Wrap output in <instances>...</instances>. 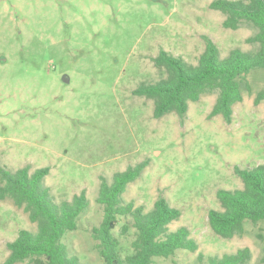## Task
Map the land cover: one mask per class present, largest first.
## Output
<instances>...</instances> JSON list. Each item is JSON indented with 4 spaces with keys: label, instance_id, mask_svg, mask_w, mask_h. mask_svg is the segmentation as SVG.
Here are the masks:
<instances>
[{
    "label": "rangeland",
    "instance_id": "rangeland-1",
    "mask_svg": "<svg viewBox=\"0 0 264 264\" xmlns=\"http://www.w3.org/2000/svg\"><path fill=\"white\" fill-rule=\"evenodd\" d=\"M214 0H0V165L29 173L48 168L44 184L55 202L82 191L89 201L78 228L63 240L84 264H103L91 229L102 220L96 204L100 177L147 161L123 194L144 212L162 197L180 211L169 225L185 227L198 245L153 264H208L207 257L248 248L247 264H264V221L244 224L241 237L222 239L209 228L219 210L216 192L241 189L234 169L264 166V70L247 76L251 92L233 107L232 121L208 119L216 94L188 104L184 124L174 114L153 116V102L132 95L142 82L164 77L152 59L165 51L195 65L204 37L220 57L233 49L252 51L249 24L225 29V17L209 8ZM114 235L130 252L131 230ZM21 230L35 231L22 209L0 200V264L7 244ZM202 255L203 259H199ZM25 264V263H22Z\"/></svg>",
    "mask_w": 264,
    "mask_h": 264
},
{
    "label": "trees",
    "instance_id": "trees-1",
    "mask_svg": "<svg viewBox=\"0 0 264 264\" xmlns=\"http://www.w3.org/2000/svg\"><path fill=\"white\" fill-rule=\"evenodd\" d=\"M209 8L225 17L222 23L225 29L251 25L256 33L247 43L256 48L248 52L233 49L221 58L214 43L204 37L205 49L195 65L161 50L152 62L164 77L154 83L142 82L132 91V95L153 102V116L157 119L174 113L183 125L188 104L214 93L216 99L207 118L221 116L230 124L233 107L241 101L242 91L251 92L247 76L254 70H264V0H214ZM262 101L264 87L255 94L253 102L257 106ZM147 166L148 162L143 161L113 174L110 181L99 178L95 201L101 207L102 220L91 229V237L103 264H153L155 258L169 259L177 251L194 253L198 249L187 228L169 230V225L179 219L180 211L170 207L164 198L159 197L148 212L123 201L128 185L139 179ZM48 173V168L29 173L26 167L11 172L0 165V200H10L35 225V231L21 230L7 244L9 254L3 264H84L69 254L63 240L77 230L78 220L88 209L89 201L82 191L70 201L55 202L44 184ZM234 173L242 188L218 190L216 200L220 209L208 213L210 230L222 239L243 236L246 222L257 225L264 221V166L236 167ZM120 218L126 220L119 231L121 236L133 230L131 250L125 255L113 233ZM250 259V250L242 248L233 254L207 257L206 261L208 264H247Z\"/></svg>",
    "mask_w": 264,
    "mask_h": 264
}]
</instances>
